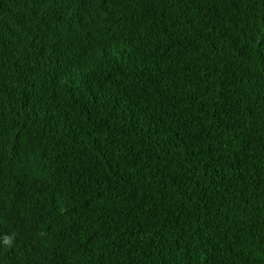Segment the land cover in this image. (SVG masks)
<instances>
[{
	"label": "trees",
	"instance_id": "16d2710c",
	"mask_svg": "<svg viewBox=\"0 0 264 264\" xmlns=\"http://www.w3.org/2000/svg\"><path fill=\"white\" fill-rule=\"evenodd\" d=\"M0 264H264V0H0Z\"/></svg>",
	"mask_w": 264,
	"mask_h": 264
},
{
	"label": "clouds",
	"instance_id": "9594fccd",
	"mask_svg": "<svg viewBox=\"0 0 264 264\" xmlns=\"http://www.w3.org/2000/svg\"><path fill=\"white\" fill-rule=\"evenodd\" d=\"M5 242L7 243L8 241L6 240Z\"/></svg>",
	"mask_w": 264,
	"mask_h": 264
}]
</instances>
